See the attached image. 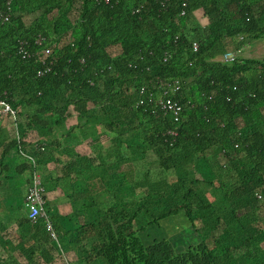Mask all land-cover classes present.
Instances as JSON below:
<instances>
[{
	"label": "trees",
	"instance_id": "trees-1",
	"mask_svg": "<svg viewBox=\"0 0 264 264\" xmlns=\"http://www.w3.org/2000/svg\"><path fill=\"white\" fill-rule=\"evenodd\" d=\"M0 13V99L15 110L0 119V264H264V55H240L264 40V0ZM174 80L177 121L147 103ZM23 154L45 191L33 222Z\"/></svg>",
	"mask_w": 264,
	"mask_h": 264
},
{
	"label": "built area",
	"instance_id": "built-area-1",
	"mask_svg": "<svg viewBox=\"0 0 264 264\" xmlns=\"http://www.w3.org/2000/svg\"><path fill=\"white\" fill-rule=\"evenodd\" d=\"M105 3H109L111 0H102ZM181 14H184V11H181ZM8 18L5 14L0 13V22L6 21ZM40 40V38H38ZM40 42V41H39ZM194 49H197V45L194 44ZM25 54V52H24ZM234 53L226 52L222 56L219 57L220 61L231 62L234 60ZM42 72L39 71L38 75H41ZM180 89V81L174 80L167 84V87H164L162 93L158 95V98L153 100L154 98L151 96L152 94H147V103L157 105L158 108L166 113L171 114L174 121H177L182 112V105L179 101L173 99V94L178 92ZM145 89L141 88L140 92L142 93ZM144 103V101H139V104ZM15 110L12 106L6 102L5 100L0 99V119H5L8 116H14ZM24 155V154H23ZM27 160L33 165V171L29 176V184L27 187V191L25 193V206L28 211V218L30 221H35L37 217H45L44 211V187L41 182V175L36 169L35 161L29 155H24ZM45 229L49 233L50 237L53 240H56V234L53 229L52 223L47 219L45 223Z\"/></svg>",
	"mask_w": 264,
	"mask_h": 264
},
{
	"label": "rangeland",
	"instance_id": "rangeland-1",
	"mask_svg": "<svg viewBox=\"0 0 264 264\" xmlns=\"http://www.w3.org/2000/svg\"><path fill=\"white\" fill-rule=\"evenodd\" d=\"M240 55L250 58H261L264 55V40L254 41L249 47L241 50Z\"/></svg>",
	"mask_w": 264,
	"mask_h": 264
},
{
	"label": "crops",
	"instance_id": "crops-1",
	"mask_svg": "<svg viewBox=\"0 0 264 264\" xmlns=\"http://www.w3.org/2000/svg\"><path fill=\"white\" fill-rule=\"evenodd\" d=\"M1 125H2V130H6L7 123H6L5 119L1 121ZM25 177H27V174L25 175ZM27 185H28V183H26L25 191H26ZM24 195H25V193H24ZM57 196H58L57 192H51L48 195L47 201L50 203H56Z\"/></svg>",
	"mask_w": 264,
	"mask_h": 264
}]
</instances>
